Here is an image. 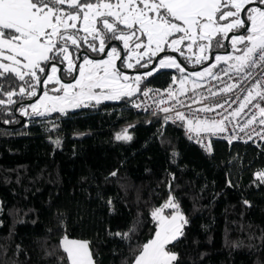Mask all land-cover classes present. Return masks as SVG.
<instances>
[{
  "label": "trees",
  "instance_id": "1",
  "mask_svg": "<svg viewBox=\"0 0 264 264\" xmlns=\"http://www.w3.org/2000/svg\"><path fill=\"white\" fill-rule=\"evenodd\" d=\"M221 51L213 41L210 52ZM177 56L185 71L209 65ZM176 73L160 70L139 88H163ZM12 81L0 80V99L17 93L16 103L0 105V264H64V236L89 242L95 264H132L154 234L151 212L169 196L188 220L168 246L178 264H264V184L255 175L264 171V144L217 140L209 153L182 122L134 111V95L20 122L29 98L19 95L25 81ZM124 129L130 141L116 139Z\"/></svg>",
  "mask_w": 264,
  "mask_h": 264
},
{
  "label": "snow or ice",
  "instance_id": "2",
  "mask_svg": "<svg viewBox=\"0 0 264 264\" xmlns=\"http://www.w3.org/2000/svg\"><path fill=\"white\" fill-rule=\"evenodd\" d=\"M108 41L122 42L127 56ZM185 41L190 42L186 45L189 52L193 46L198 47L196 64L209 60L213 41L215 47L227 49L230 43L232 49L226 55L216 54L213 63L202 72H191L190 76L203 78L207 75L218 79L219 73H213L211 69L223 62L227 65L221 69L224 75L234 72L241 81H252L249 87L242 89L246 95L239 100L238 108L231 112L225 109L227 114H219V120H187V130H195L197 134L224 133L227 123H233L241 113L248 118L240 131L253 124L264 126V79H257L253 71L260 69V76L264 77V0H0V80L14 83L13 76L20 81L30 78L25 81L26 86L19 87V95L26 94L29 99L37 97V86H58L42 89L34 103L21 107L20 114L24 116L67 115L69 109L88 108L92 101L99 105L105 100L132 97L144 80L158 74L161 69L175 68L184 73L185 69L176 58L158 54L170 50L183 55L181 45ZM88 50L102 55L100 58L91 57ZM153 58H157L158 63H152ZM117 61L121 64L118 65ZM65 63L66 69L63 67ZM134 67L146 71L130 78L123 68ZM65 71L71 77L70 81H65ZM175 79L173 77V82ZM186 81L187 77L180 79L181 92L186 91L183 88ZM192 83L194 87H200L195 80ZM239 86L238 83L227 84L219 92H210L217 96L232 92ZM167 91L169 97H173V91ZM4 95L7 99H0V105L16 103L12 99L17 95L15 90L4 92ZM144 95L147 96L148 91ZM227 103L226 100L223 104L206 105L199 111L213 112L215 108H224ZM134 106L140 107L139 104ZM246 108L249 109L247 113ZM161 110L169 111L168 108ZM176 119L185 121L186 118L184 113L177 111ZM252 131L264 140V128L259 132L253 128ZM226 138L232 143L236 137ZM116 139L130 141L132 137L124 129L117 133ZM55 143L59 145V141ZM205 147L209 153L212 152L211 142ZM255 175L264 184V171ZM163 208L173 211L165 216ZM179 209L174 197L169 196L162 208L151 212L156 220L154 234L139 246L140 251L133 264H178V254L168 246H175L188 224ZM115 235L131 239L127 232ZM59 247L65 254L64 264H95L89 242L64 236Z\"/></svg>",
  "mask_w": 264,
  "mask_h": 264
},
{
  "label": "built area",
  "instance_id": "3",
  "mask_svg": "<svg viewBox=\"0 0 264 264\" xmlns=\"http://www.w3.org/2000/svg\"><path fill=\"white\" fill-rule=\"evenodd\" d=\"M222 68H227L224 66ZM218 69L214 73H219L218 79H213L212 76L207 77L206 79L199 81L197 84L200 87H192L190 89H186V91L181 92L180 87L177 84V80L173 82V78L169 82V84L163 88L153 87L150 85H144L137 91L132 100L131 105L137 113L142 116H146V119L161 117L165 122L170 124H178L180 122L183 123V132L185 136L191 142L199 145L204 150H206L205 145L209 142L211 144L214 141L221 140L225 141L228 144V139L226 137L235 136L236 138L232 140V142H239L244 144H264V140L260 139L253 133V128L256 129L257 132L261 131L264 126L253 124L252 126L245 128L244 131H240V127L245 123L248 118L244 113H241L240 116L235 118L233 123H227V131L224 133H207L200 132L197 134L195 130L189 132L187 130L188 125L186 124L187 120H194L196 118L200 119H221V115L219 114H227V112H231L234 109L239 107V100L243 99V96L246 95V92L242 89H245L250 86L252 81H241V78L236 76L234 72H230L228 75H224L221 72V69ZM256 73L257 79H264V77L260 76V69L253 70ZM174 77V76H173ZM176 78V77H175ZM238 83L240 86L233 89L232 92L229 93H219L217 96H212L211 91L219 92V89L225 87L227 84ZM168 89L173 91V97H169ZM150 90V91H149ZM148 91V95H144V92ZM228 101L227 104H224V108H215L213 112H203L199 111V109L204 106H214L216 103H224V101ZM237 101V103H232V101ZM134 104H139L140 107H135ZM229 104L231 105L229 107ZM251 107V106H249ZM168 108L169 111L166 113L161 109ZM182 112L185 115V121H180L176 119V112ZM249 112V109H245V113ZM166 117H170V119H165ZM232 118L229 117V120ZM264 134V133H262ZM251 136V139H249ZM191 137V138H190ZM198 140L202 141L198 142ZM207 151V150H206Z\"/></svg>",
  "mask_w": 264,
  "mask_h": 264
},
{
  "label": "rangeland",
  "instance_id": "4",
  "mask_svg": "<svg viewBox=\"0 0 264 264\" xmlns=\"http://www.w3.org/2000/svg\"><path fill=\"white\" fill-rule=\"evenodd\" d=\"M253 6H255V5H253ZM81 35H83V33H81ZM188 43H190V42H187L185 45H183L181 48L183 49V55H181V53L179 52V51H177V52H172V51H170V50H166V52L165 53H162L161 54V56L160 57H162V56H164L165 54H167V55H170V56H173L174 58H176V60H177V63H179L180 65L182 64V62H181V60L179 59V57L177 56V53L178 54H180L181 56H183L185 59V61L188 63V64H190V65H194V64H196V62H195V56H196V54H198V47L197 46H193V50L191 51V52H189L188 50H187V47H186V45L188 44ZM121 44H122V42H121ZM122 46H123V44H122ZM117 47V46H116ZM232 52V51H231ZM172 53H175V54H172ZM206 54H208V53H206ZM217 54H219V55H226L227 53H217ZM234 54H238V53H234ZM216 55V54H215ZM215 55H214V60H215ZM124 56H127V51H126V54L124 55ZM93 57H96V58H100L99 57V55H97V56H93ZM189 57H191V59H189ZM209 57H210V55H209ZM6 62V61H5ZM132 63L133 64H135V61H132ZM156 63H158V60L156 61ZM155 63V64H156ZM209 66V65H208ZM208 66H206V67H208ZM63 67L66 69V67H67V65H66V63L63 65ZM181 67H182V65H181ZM206 67H204V68H206ZM204 68H201V69H196V70H192V71H185L184 73H180L177 69H175V68H170V69H172V70H175L177 73H176V80H177V84H178V86L181 88L182 86H181V84H180V79L181 78H183V77H187V81H186V83L183 85V88L184 89H190V88H192V87H194V85H193V81L195 80L197 83L199 82V81H202V80H204V79H206L208 76L206 75V76H204L203 78H197V77H193V76H190L189 74L191 73V72H202L203 71V69ZM127 69V68H126ZM133 69V68H132ZM161 70H164V69H161ZM75 74V73H74ZM130 78L131 77H135L137 74H133V73H126ZM64 79H65V81H70V79H71V77H69L68 75H67V72L65 71V73H64ZM53 87H58L57 85H55V84H49L48 86H47V88H44V90H50L51 88H53ZM42 94V93H41ZM50 94H52V95H56V94H58V93H52V92H50ZM36 101V100H35ZM35 101H33V102H30V103H27L26 104V106L28 105V104H31V103H34ZM105 101H107V100H105ZM93 103H95V101H92L91 102V104L90 105H92ZM76 109H78V108H76ZM69 110H75V109H69ZM28 111H29V113L31 112V109L29 108L28 109ZM193 128H194V125H193ZM167 201H165L161 206H159V207H157V208H162L163 207V205L166 203ZM156 209V208H155ZM154 209V210H155ZM170 210V212H166V211H169ZM172 209H170V208H163V212H162V214L163 215H165V216H168V215H170L171 213H172ZM155 220V219H154ZM155 222H156V220H155ZM63 238V237H62ZM69 239H72V240H77V241H85V240H82V239H76V238H70V237H68ZM151 239V238H150ZM87 242V241H86ZM133 264V263H132Z\"/></svg>",
  "mask_w": 264,
  "mask_h": 264
},
{
  "label": "water",
  "instance_id": "5",
  "mask_svg": "<svg viewBox=\"0 0 264 264\" xmlns=\"http://www.w3.org/2000/svg\"><path fill=\"white\" fill-rule=\"evenodd\" d=\"M232 34L231 33H229V36H231ZM224 42H226L227 43V41H224ZM108 43H110L111 45L112 44H115V45H117L118 47H119V50L121 51V53H122V55H124V51H123V48H122V45L118 42V41H110V42H108ZM229 51H230V48H229V46H228V48L227 49H225V51H221L222 53H229ZM161 54L162 53H160V54H158L159 56H161ZM172 54H175V53H172ZM90 55V54H89ZM102 54H100L99 55V57L101 56ZM214 55H215V52H211V54H210V57H209V60L207 61V64H210V63H212L213 62V59H214ZM91 57H93L92 55H90ZM158 59L157 58H154L153 59V61H152V63H156V61H157ZM119 62L120 61H117V64L119 65ZM149 68H151V64L149 65ZM188 69V71H192V70H196V69H200V67H196V68H187ZM144 71H146L145 69H139V70H126V73H132V72H135V73H143ZM41 93H42V85L41 86H39V91H38V93H37V97H33V98H31V99H27V100H24V101H22V103H25V104H27V103H30V102H33V101H35L40 95H41ZM20 122H23V120H24V116H20Z\"/></svg>",
  "mask_w": 264,
  "mask_h": 264
},
{
  "label": "flooded vegetation",
  "instance_id": "6",
  "mask_svg": "<svg viewBox=\"0 0 264 264\" xmlns=\"http://www.w3.org/2000/svg\"><path fill=\"white\" fill-rule=\"evenodd\" d=\"M119 42V41H118ZM120 43V42H119ZM115 45V44H114ZM117 46V45H116ZM118 50H119V47L117 46ZM120 51V50H119ZM126 70H139V69H126V68H123V71L126 73ZM143 70V68H142ZM27 100V99H26Z\"/></svg>",
  "mask_w": 264,
  "mask_h": 264
}]
</instances>
